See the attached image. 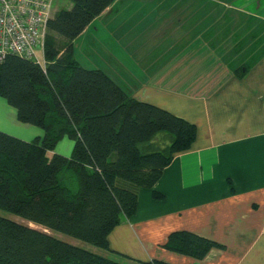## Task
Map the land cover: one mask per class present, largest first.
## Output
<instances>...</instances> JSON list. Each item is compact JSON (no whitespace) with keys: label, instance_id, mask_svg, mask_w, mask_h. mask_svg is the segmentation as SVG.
<instances>
[{"label":"crops","instance_id":"0c3cea01","mask_svg":"<svg viewBox=\"0 0 264 264\" xmlns=\"http://www.w3.org/2000/svg\"><path fill=\"white\" fill-rule=\"evenodd\" d=\"M207 5L113 0L72 40L82 67L195 126L189 148L173 155L150 189L137 188L134 213L120 217L96 254L126 264H264V0H232L230 10L210 5L215 22L201 24ZM0 130L42 136L1 97ZM71 145L63 136L53 151L67 156ZM180 230L223 248L194 259L162 247Z\"/></svg>","mask_w":264,"mask_h":264},{"label":"trees","instance_id":"16d2710c","mask_svg":"<svg viewBox=\"0 0 264 264\" xmlns=\"http://www.w3.org/2000/svg\"><path fill=\"white\" fill-rule=\"evenodd\" d=\"M69 1L46 21L43 66L13 53L0 59V97L19 122L42 130L30 140L0 130V264H126L49 232L107 249V233L135 211L137 188L150 189L195 137L193 123L127 95L103 71L74 59L72 40L113 0ZM63 136L73 142L67 156L53 151ZM162 247L201 259L223 245L180 230Z\"/></svg>","mask_w":264,"mask_h":264},{"label":"built area","instance_id":"2783aa9c","mask_svg":"<svg viewBox=\"0 0 264 264\" xmlns=\"http://www.w3.org/2000/svg\"><path fill=\"white\" fill-rule=\"evenodd\" d=\"M51 3L52 0H0V59L5 53H13L43 66Z\"/></svg>","mask_w":264,"mask_h":264},{"label":"rangeland","instance_id":"374dc122","mask_svg":"<svg viewBox=\"0 0 264 264\" xmlns=\"http://www.w3.org/2000/svg\"><path fill=\"white\" fill-rule=\"evenodd\" d=\"M231 1L232 0H207L208 5L206 7L208 9V12H205L206 14L205 13L203 14V12H202V14H201V16H202L201 24H203V21H205V23H207V24L215 22V19H213V11H211V8H210L211 6L213 7V10L215 9L214 7L223 8V10H230V9L225 8V7L229 3H231ZM221 2L225 3L224 4L225 7L221 6V4H220ZM70 6H71V2L69 0H52V3H51V14H53L56 10H59V9H69ZM50 36H51V38L53 39V41L57 45H62V44L65 43V39L62 38L59 35H56L54 33H50ZM36 56H37L38 59H41V55L39 54V52L36 53ZM71 142H72V140H71ZM71 147H72V145H71ZM1 213L6 215L7 217H9L11 219H14L15 221H18V222H21V223H26V221L24 219H21L20 217H17V216L12 215V214L4 213V212H1ZM29 225L41 229L40 226H38V225H33V224H29ZM49 233H51L53 236H55V237H57V238H59V239H61L63 241H66V242H68L70 244L82 247V248L87 249L89 251H92V250L93 251H100L99 248H97V247H95V246H93V245H91L89 243H86L84 241H81V240L75 239L73 237H70V236H68L66 234L59 233V232H56V231H50Z\"/></svg>","mask_w":264,"mask_h":264}]
</instances>
